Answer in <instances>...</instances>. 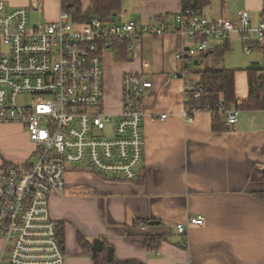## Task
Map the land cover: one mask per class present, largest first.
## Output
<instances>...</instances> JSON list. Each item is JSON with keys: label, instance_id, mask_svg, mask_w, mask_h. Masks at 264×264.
Segmentation results:
<instances>
[{"label": "crops", "instance_id": "crops-1", "mask_svg": "<svg viewBox=\"0 0 264 264\" xmlns=\"http://www.w3.org/2000/svg\"><path fill=\"white\" fill-rule=\"evenodd\" d=\"M3 1L9 9H25L31 25L54 22L62 7L60 0ZM80 4L85 12L90 0ZM239 11H246L257 24L264 20V0H209L202 13L237 23ZM179 13L180 0H122L114 22L155 25L157 19ZM192 45L168 33L138 37L126 60L117 50L103 54L107 114L121 113L124 75H139L152 83L143 101V159L131 183L107 181L80 167L69 169L64 190L50 197V215L63 228L66 264H94V243L103 246L96 257L106 258L108 247L116 263L264 264V202L258 196L264 192V111H240L233 129L220 132L213 130L210 112H197L191 123L182 116L184 93L198 87L206 68L233 70L235 98L247 99L246 70L264 69V45L255 47L256 59L237 69L227 66L231 37L218 62L213 57L202 62V56L187 65L175 60L177 52ZM163 114L166 118L160 120ZM33 150L20 125L0 124V164H24ZM196 216L203 218L202 225L177 232V225ZM78 233L88 250L78 246ZM147 237L161 241L153 249ZM3 246L0 240V257Z\"/></svg>", "mask_w": 264, "mask_h": 264}, {"label": "built area", "instance_id": "built-area-1", "mask_svg": "<svg viewBox=\"0 0 264 264\" xmlns=\"http://www.w3.org/2000/svg\"><path fill=\"white\" fill-rule=\"evenodd\" d=\"M63 1L54 22L31 25L25 9H9L0 0V124L20 125L34 147L28 162L0 164V264H66L60 224L50 215V197L64 190L70 168L80 167L107 181L131 183L138 177L144 93L152 83L124 75L121 113L107 114L104 52L121 45L129 51L140 36L176 33L193 43L174 55L187 65L211 54L231 34L239 36L245 54L264 45V20L252 24L246 11L237 12V23L194 11L161 17L155 25L95 17L76 22ZM201 93V87L184 93L182 116L188 123L200 111L189 105V98ZM215 109L233 129L238 111H226L221 102ZM202 224V217H191L176 230L184 234L188 226Z\"/></svg>", "mask_w": 264, "mask_h": 264}, {"label": "trees", "instance_id": "trees-1", "mask_svg": "<svg viewBox=\"0 0 264 264\" xmlns=\"http://www.w3.org/2000/svg\"><path fill=\"white\" fill-rule=\"evenodd\" d=\"M181 13L186 11L202 12L209 4V0H180ZM122 0H90L89 8L83 12L80 0H64L63 8L69 13L71 18L76 22H87L95 17L103 22H114L118 16L121 8ZM227 41L216 51L209 56H202V62L209 57H213L214 62L222 59L227 51ZM118 53H121V59L126 60L127 49L125 45L117 47ZM248 97L245 100L238 101L235 98L234 92V71L233 70H216L213 68L204 69L200 75L198 87L202 88V93L198 98H189V105L195 107L200 111L212 112L213 130L216 132L227 131L229 127L225 123V114L218 112L215 105L221 102L226 111L237 110L240 111H264V69L252 67L246 70ZM264 177V174H263ZM264 202V192L258 195ZM60 244L63 246V228L60 226L58 229ZM76 241L81 249H89V244L86 239L77 234ZM147 244L150 248H156L160 243L161 237H147ZM108 249V247H107ZM94 264H138L136 262L116 263L113 261L108 262L105 257L100 258L97 256L93 259Z\"/></svg>", "mask_w": 264, "mask_h": 264}, {"label": "rangeland", "instance_id": "rangeland-1", "mask_svg": "<svg viewBox=\"0 0 264 264\" xmlns=\"http://www.w3.org/2000/svg\"><path fill=\"white\" fill-rule=\"evenodd\" d=\"M115 19H119V16H117ZM231 50L226 55L227 58V66H231V68L237 69L244 67L248 60L256 59L258 56L257 53L253 50L250 54L246 55L243 52L242 44L240 40L238 39V36L236 34H231ZM112 50H108L104 52V54H110ZM103 57H105L103 55ZM106 62V57L103 60V63ZM223 66L227 67L225 65V62H223ZM230 68V67H227ZM21 102L27 101V99H20ZM11 150V149H10ZM8 150L1 149V152H6ZM12 151H15L14 149Z\"/></svg>", "mask_w": 264, "mask_h": 264}, {"label": "water", "instance_id": "water-1", "mask_svg": "<svg viewBox=\"0 0 264 264\" xmlns=\"http://www.w3.org/2000/svg\"><path fill=\"white\" fill-rule=\"evenodd\" d=\"M91 250H92V258L95 259L97 252L98 251L101 252L103 250V246L100 243H94ZM112 252L113 251L111 248L107 249L106 251V259L108 262L112 261Z\"/></svg>", "mask_w": 264, "mask_h": 264}]
</instances>
